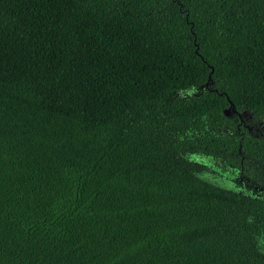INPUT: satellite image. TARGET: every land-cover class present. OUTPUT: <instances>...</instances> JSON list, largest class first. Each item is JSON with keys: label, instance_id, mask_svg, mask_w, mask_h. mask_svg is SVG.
<instances>
[{"label": "trees", "instance_id": "1", "mask_svg": "<svg viewBox=\"0 0 264 264\" xmlns=\"http://www.w3.org/2000/svg\"><path fill=\"white\" fill-rule=\"evenodd\" d=\"M0 264H264V0H0Z\"/></svg>", "mask_w": 264, "mask_h": 264}, {"label": "rangeland", "instance_id": "2", "mask_svg": "<svg viewBox=\"0 0 264 264\" xmlns=\"http://www.w3.org/2000/svg\"><path fill=\"white\" fill-rule=\"evenodd\" d=\"M200 91L199 88H189L187 90L179 91L178 96L187 97L191 94H197ZM194 160L203 162L206 165L205 175L208 178L216 181L220 185L226 187L227 189L234 190L235 192L242 194H251L252 191L249 187L238 186L237 182V171L233 170L226 163L219 159L213 158L211 156H206L202 154H195L192 156Z\"/></svg>", "mask_w": 264, "mask_h": 264}, {"label": "water", "instance_id": "3", "mask_svg": "<svg viewBox=\"0 0 264 264\" xmlns=\"http://www.w3.org/2000/svg\"><path fill=\"white\" fill-rule=\"evenodd\" d=\"M211 71H212V68L210 67V71H209V73H208V75H207V81L205 82V85L208 84V82H209V79H210V72H211ZM230 109H231L233 112H235V109L233 108L232 103L229 101V106H228L226 109H224V114H228V112L230 111Z\"/></svg>", "mask_w": 264, "mask_h": 264}]
</instances>
